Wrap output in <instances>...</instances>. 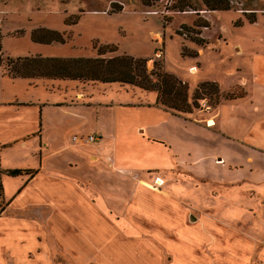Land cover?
<instances>
[{
    "label": "crops",
    "instance_id": "1",
    "mask_svg": "<svg viewBox=\"0 0 264 264\" xmlns=\"http://www.w3.org/2000/svg\"><path fill=\"white\" fill-rule=\"evenodd\" d=\"M259 20L238 21L256 26ZM208 43L185 48L199 56ZM234 50L239 59L228 75L197 84L215 83L218 104L186 114L128 84L12 78L1 68L39 94L1 102L16 116L2 123L0 154L25 155L32 165L0 163L1 196L5 171L31 172L9 176L20 181L13 180L0 214V264H264V53ZM190 71L199 70L192 65ZM87 135L99 141H73ZM105 171L124 182L111 184L116 215L104 210L97 177ZM155 178L162 182L156 188ZM124 187L128 205L121 212ZM146 219L189 237L190 247H117L120 236L133 239ZM105 233L115 244L95 247L91 236Z\"/></svg>",
    "mask_w": 264,
    "mask_h": 264
},
{
    "label": "rangeland",
    "instance_id": "2",
    "mask_svg": "<svg viewBox=\"0 0 264 264\" xmlns=\"http://www.w3.org/2000/svg\"><path fill=\"white\" fill-rule=\"evenodd\" d=\"M229 1L230 10L205 11L201 0H159L149 2V6L144 5L141 0H0V57L4 61L9 57L35 55L47 58H97L95 48H113L115 52L105 53L101 58L109 59L122 55L143 58L148 60L147 72L154 70V63H159L164 72L184 80L183 82L188 85L189 93L192 94L189 96L187 91V101L195 105L191 113L199 110V102L204 97L213 108L214 97L207 95L205 91L201 92L202 90L195 92L197 84L201 80H222L224 75H228V71L239 59L234 56L236 45L245 52L264 53V0ZM178 9L185 12H178ZM202 9L203 12L195 13ZM253 15L256 21L260 17L256 26L247 22L242 26L236 25L238 20L243 21ZM197 25L201 27H196ZM36 27L60 32L65 42L34 43L30 32ZM195 38L202 39L205 44L209 43L202 48V53H199L198 57H191L188 55L190 51L185 47L196 49V43L191 41ZM216 39H220V46L215 43ZM156 49L157 53H155ZM192 65L197 67L198 74L190 71ZM1 68L3 67L0 66V134L2 131L5 133L7 131L5 124L2 123L6 122L8 117L14 119L13 116H16L1 102L13 99L14 96L29 98L31 95L39 94L33 86L28 88L22 86V82L9 80L4 76ZM132 93L129 90L130 96ZM135 93L139 95L138 91ZM197 94L200 98L195 100ZM34 115L35 110L30 113V117ZM74 142L77 145L93 144ZM1 149L2 147L0 151ZM0 163L5 169L27 168L32 165L29 159L27 163L25 155L20 156L17 153H1ZM97 178L105 196V212L116 215L119 210L117 211L113 202L117 201V197H113L111 184L124 183L123 180L119 181L114 173L107 171L99 174ZM13 180L20 181V177L7 176L3 180L2 184L6 190L4 196H0V214L11 200L17 185L18 181L13 182ZM157 181L158 179L155 178L152 183L154 188L158 186ZM158 184L161 185L162 182L158 181ZM118 191L126 194L120 197L121 202H119L120 211L123 212L128 204L122 200L126 199L129 191L126 187ZM2 193L3 189L0 194ZM186 197L187 200L190 199ZM186 213L188 214V211ZM187 216L185 214L184 222L188 225L191 221ZM140 223V232L133 234V239L128 240L120 236V244L117 247H184V243L190 247L187 236L165 233L163 231L166 229L160 224L148 219ZM93 235L90 241L95 247H111V241L115 244V236H107L109 235L107 233ZM106 239L110 242L106 243ZM101 240L102 246L99 245ZM206 246V242L201 245V247Z\"/></svg>",
    "mask_w": 264,
    "mask_h": 264
},
{
    "label": "trees",
    "instance_id": "3",
    "mask_svg": "<svg viewBox=\"0 0 264 264\" xmlns=\"http://www.w3.org/2000/svg\"><path fill=\"white\" fill-rule=\"evenodd\" d=\"M144 5L159 0H141ZM205 11H227L231 9L229 0H201ZM178 12L185 10L178 9ZM199 14V11H195ZM249 23H254L255 18H247ZM237 26H241L238 21ZM201 27V26H196ZM31 40L39 44H51L53 42L64 43L65 38L57 31L37 29L31 32ZM197 46L202 47L205 42L200 38L191 39ZM97 58H47L42 56L7 58L0 57V66L5 73L12 78L24 79H48V80H73L81 82L120 83L128 84L145 91L155 92L157 102L165 108L177 113H191L194 103L187 101L188 86L175 76L163 71L162 65L154 63V70L147 72L148 60L135 58L129 55L116 56L109 59L101 58L105 53L115 52V49L95 48ZM183 55H186L183 53ZM191 57H197V52L188 53ZM197 90L205 91L207 95L214 97V105L218 104L219 90L215 83L205 82L199 84ZM206 95V94H204ZM203 96V95H202ZM231 97V95H227ZM200 95L195 96V100ZM213 106V105H212ZM9 176L16 177L31 174L29 171L8 170ZM2 171H0L1 179ZM2 185L0 180V192ZM1 196V194H0ZM4 209V208H3ZM2 209V210H3Z\"/></svg>",
    "mask_w": 264,
    "mask_h": 264
},
{
    "label": "built area",
    "instance_id": "4",
    "mask_svg": "<svg viewBox=\"0 0 264 264\" xmlns=\"http://www.w3.org/2000/svg\"><path fill=\"white\" fill-rule=\"evenodd\" d=\"M199 104H200L199 111L211 112V110L213 109L211 105L208 103V99L206 97L201 99ZM207 125H209L208 122H207ZM73 141L83 142V144L84 143H96L97 141H99V137L96 135H87V136H79V137L74 136Z\"/></svg>",
    "mask_w": 264,
    "mask_h": 264
},
{
    "label": "bare ground",
    "instance_id": "5",
    "mask_svg": "<svg viewBox=\"0 0 264 264\" xmlns=\"http://www.w3.org/2000/svg\"><path fill=\"white\" fill-rule=\"evenodd\" d=\"M208 124H212L211 121Z\"/></svg>",
    "mask_w": 264,
    "mask_h": 264
}]
</instances>
